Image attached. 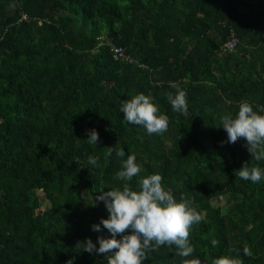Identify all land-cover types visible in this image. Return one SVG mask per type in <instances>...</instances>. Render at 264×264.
Returning a JSON list of instances; mask_svg holds the SVG:
<instances>
[{
  "label": "trees",
  "instance_id": "trees-1",
  "mask_svg": "<svg viewBox=\"0 0 264 264\" xmlns=\"http://www.w3.org/2000/svg\"><path fill=\"white\" fill-rule=\"evenodd\" d=\"M108 40L146 66L114 59ZM170 82L186 91L187 112L173 110ZM139 92L168 115L162 133L124 118L122 103ZM242 100L264 107V0H0V264H107L82 247L111 235L91 227L109 215L96 197L122 186L114 174L129 154L138 176L159 172L203 216L189 229L191 253L165 243L143 264L224 254L264 264V179L235 172L264 161L245 138L225 142L220 125ZM93 128L98 144L86 137ZM223 195L227 210L215 202Z\"/></svg>",
  "mask_w": 264,
  "mask_h": 264
},
{
  "label": "clouds",
  "instance_id": "clouds-1",
  "mask_svg": "<svg viewBox=\"0 0 264 264\" xmlns=\"http://www.w3.org/2000/svg\"><path fill=\"white\" fill-rule=\"evenodd\" d=\"M170 83L176 88L175 94L169 93L168 96L173 110L187 112L186 91L175 82ZM121 111L127 121L143 125L149 134L162 133L169 126L168 115L160 110L154 97L144 92L126 99ZM220 125L227 132L225 142L234 143L238 138H245L251 158L264 161V107H254V102L242 100L235 114L226 112L221 116ZM86 137L89 143L98 144L99 132L93 128ZM117 155L125 156L123 149ZM88 161L91 165H97L99 157L90 155ZM141 170L142 164L137 161L136 155H127L123 167L114 174L123 181L122 186L101 190L96 197L97 202L105 203L109 215L101 217L91 227L94 231H100L103 226L111 235L98 236V246L89 237L82 248L89 253H103L107 257V264H143L147 249L165 243H174L181 255L187 256L193 250L188 239L189 229L193 223L203 219L201 212L183 194L178 199L166 187L159 172L138 176ZM235 172L236 176L253 182L264 179V166H249L247 161ZM134 176H138L136 187L129 183ZM212 244L215 245L216 241L212 240ZM68 261L73 264L71 259ZM212 264L243 262L236 256L224 254L216 257Z\"/></svg>",
  "mask_w": 264,
  "mask_h": 264
},
{
  "label": "built area",
  "instance_id": "built-area-1",
  "mask_svg": "<svg viewBox=\"0 0 264 264\" xmlns=\"http://www.w3.org/2000/svg\"><path fill=\"white\" fill-rule=\"evenodd\" d=\"M22 18L27 19V15H23ZM106 43L109 46L114 59L126 63H134L142 68L146 66L144 63L137 61L134 58V56L124 46H120L111 40H108ZM237 43H238V39L236 37H232L229 41H227L224 44L225 50H229V51L234 50Z\"/></svg>",
  "mask_w": 264,
  "mask_h": 264
},
{
  "label": "rangeland",
  "instance_id": "rangeland-1",
  "mask_svg": "<svg viewBox=\"0 0 264 264\" xmlns=\"http://www.w3.org/2000/svg\"><path fill=\"white\" fill-rule=\"evenodd\" d=\"M23 19V18H22ZM39 198H40V208L41 210L48 209L50 207V201L45 197V194L42 190H39L38 192ZM215 202L220 205L224 210H227V207L229 206V202L226 195L221 196L218 200H215Z\"/></svg>",
  "mask_w": 264,
  "mask_h": 264
},
{
  "label": "crops",
  "instance_id": "crops-1",
  "mask_svg": "<svg viewBox=\"0 0 264 264\" xmlns=\"http://www.w3.org/2000/svg\"><path fill=\"white\" fill-rule=\"evenodd\" d=\"M145 64V63H144ZM146 65V64H145ZM140 68V67H139Z\"/></svg>",
  "mask_w": 264,
  "mask_h": 264
}]
</instances>
